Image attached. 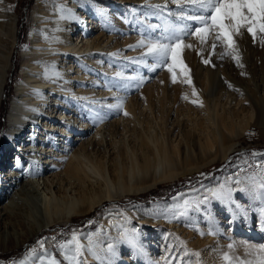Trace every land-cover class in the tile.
Masks as SVG:
<instances>
[{"label":"rangeland","instance_id":"1","mask_svg":"<svg viewBox=\"0 0 264 264\" xmlns=\"http://www.w3.org/2000/svg\"><path fill=\"white\" fill-rule=\"evenodd\" d=\"M55 1L58 0H0V16L6 17L0 20V64L9 72L0 101V170L1 160L10 162L14 158L11 153L16 151L2 133L10 124L8 114L21 86L22 74L28 71L22 69L30 58L29 45L40 18L36 15L40 5H53ZM59 1L64 8L69 6L70 0ZM145 2L103 0L99 3L101 7L96 8L79 1L80 8L76 10L79 20L71 37L81 33L83 23L85 28L84 18L92 17L96 23L92 37H98L97 42L105 44L107 50L93 53L91 60L99 67L89 66L84 75L90 81L83 80L79 85L84 94L94 97L97 103L91 108L94 113L78 105L73 107L76 113L73 109H67V113L77 116L80 126L82 122L90 126L83 134L84 140L91 138L97 128L106 136L115 130L110 122L122 112L101 106L115 103L113 97H121L133 116H127L131 120L127 124L129 137L123 143L125 130L120 126L110 139H95L91 148L86 140L83 144L73 140L76 149L83 148L89 154L80 168L89 173L92 181H97V199L75 202L69 208L71 214H67L69 205L64 206V195L68 191L63 189L66 186H55L51 191L57 196L61 210L48 214L43 212L37 196L22 195L24 201L0 221V264H25L30 256L46 250L54 257L43 260V264L51 261L70 264L61 254L68 250L60 245L69 241L73 233L80 237L81 243L89 244L82 257L84 264H165L166 259L170 264H180L174 258H189L185 246L200 253L199 258L191 257L193 264H226L224 253L252 260L256 248L264 245V199L241 191L249 186V177L258 175V170L249 169L245 161L264 158L260 155L264 154V45L254 43L247 33L236 37L239 63L243 65L240 67L230 56L221 58L222 47L213 51L211 41L202 46L193 37L187 42L195 47L182 53L192 84L180 83L179 73L178 82L173 84L166 69L148 73L132 63L144 49L130 47L141 36L135 22L125 23L124 18L133 20L129 14L133 8L146 13L148 9L141 7ZM147 2L163 4L165 0ZM169 8L175 5L169 4ZM12 31L17 33L15 46L5 34ZM45 66H53L49 67L51 74L66 69L56 62ZM78 67L82 69L80 64ZM117 72L125 76L142 74L145 79L138 87L137 81H132L128 88L116 89L112 85L121 83L114 79ZM66 73L62 72V76ZM108 93L114 94L106 97ZM185 95L187 99L182 98ZM51 99L46 101L52 104ZM28 115L24 117L27 119ZM29 125L20 133L23 138L31 131ZM76 134L72 132L73 139ZM65 140L71 143L72 138ZM60 145L59 150H64V143ZM253 153L257 155L253 157ZM167 159L168 162L164 161ZM145 163L150 167L148 171ZM137 164L139 169L135 167ZM91 167L96 171H91ZM241 168L246 171L241 172ZM96 172L107 177L108 187ZM237 179L240 183H235ZM74 188L80 191L78 186ZM221 189L232 190L230 202L213 196V192ZM7 196L5 192L4 197ZM38 228L41 229L35 234ZM124 232L135 233L137 248L122 241ZM41 240L45 241L43 249L38 244ZM108 243L112 251L105 247L104 254L100 253V246ZM229 244L234 247L229 249ZM93 252L100 259L90 260Z\"/></svg>","mask_w":264,"mask_h":264},{"label":"bare ground","instance_id":"2","mask_svg":"<svg viewBox=\"0 0 264 264\" xmlns=\"http://www.w3.org/2000/svg\"><path fill=\"white\" fill-rule=\"evenodd\" d=\"M79 1L88 2L96 8H100L99 3L103 2V0H95V2L93 0H70L69 6L64 8L62 2L58 0L53 5H40L39 13L36 15L40 18L38 19L37 30L30 41V58L27 66L22 69L28 71H24L22 74L21 86L17 96L12 101L8 114L10 124L6 126L5 131L2 133V137L6 142H12L15 145L16 151L11 153L14 158L10 159V162L1 160L3 165L2 170H0V201L4 200V202L0 204V221H4L7 215L13 213L18 208V204L24 201L25 198L22 195L26 196L27 194L37 196L43 212L48 214L59 212L61 206L57 196L51 191V188L55 186L59 188L66 186L63 189L68 191L64 195L66 197L64 198V206L69 205L67 214H71L69 208L75 202L90 197L97 199L98 197L95 189L98 184L97 181H92L89 173L82 167L80 168L87 160L86 155L89 154L82 151L83 148L78 150L73 145L75 143L73 140H78L79 144L86 140L83 138L90 130V126L83 122L80 126L77 116H70L67 109H73L75 105H78L82 106L85 111L94 113L91 109L97 106V103L93 101L94 97L84 94L79 85L82 84L83 80L85 82L90 81L84 75L89 66L99 67L96 62L91 60L93 53L107 50V48H105V44L98 43V37L94 39L92 37L91 32L96 28L95 20L92 17L84 18L86 21L85 28L82 22L81 33L77 37H71V33L76 29L75 22L79 20V13L76 11L80 8ZM1 19H6V17L2 14ZM15 22L12 23L14 26ZM0 33H2L1 30ZM5 34L10 37L12 45L15 46L17 33L12 31ZM48 62L60 63L61 68L66 69H61L56 74H51L48 70L49 78L46 79L45 64ZM78 64L81 65L82 69L78 67ZM103 71L108 72L105 69ZM62 72L67 73L62 76ZM8 73L5 66L0 64V101ZM55 75L56 78H54ZM107 75L111 76L112 74L107 73ZM61 76L62 78H59ZM110 94L113 95L114 93ZM110 94L108 93L106 97H109ZM49 97H52V104L46 101ZM101 107L108 109L107 106ZM123 111L128 113L127 116L133 118L128 106L125 104ZM72 112L76 113L75 108ZM56 113H58L57 116H55ZM25 114H29L27 119L24 117ZM121 116L115 117L110 124L111 129L115 127V130L122 126L125 130L122 140L125 143V140H128L129 137V134L127 135V124H130L131 120L123 113ZM21 119H26V121L21 122ZM19 124L23 125L20 126ZM25 125L31 126V131L26 133V138H23V134L20 135V133L26 128ZM104 128L106 126L102 127V129ZM115 130L113 133L112 131L108 133L105 130L107 134L103 136L101 130L97 128L92 137L86 140L88 141L86 143L91 148L95 139L98 140L99 137L108 140L113 134H116L117 130ZM72 132L77 133L74 135L75 139L71 135ZM69 137L72 138L71 143L65 140ZM115 137L112 139H116ZM10 139L11 141H9ZM60 143H64V150H59ZM56 160L58 161L56 162ZM18 161L19 163H17ZM164 161L168 162V159ZM135 167L139 169L138 164ZM144 168L145 171L149 170L148 163H145ZM90 170L96 171L94 167H91ZM96 175L104 182V186L108 187L107 177L104 178L103 175H100V177L97 172ZM75 186H78L80 191L72 190L75 189ZM5 192L8 193L6 198L4 197ZM40 229L38 228L34 233L36 234ZM84 245L89 247L86 241H84ZM109 245L108 243L106 246H100L99 249L102 250L100 253L104 254L105 247L109 249ZM60 250L61 248L58 251ZM61 254L65 258L66 254ZM52 257H54V254L50 250H46L41 254L30 256L25 264H40L41 260H50ZM91 258L93 259L95 256H89L90 260H92Z\"/></svg>","mask_w":264,"mask_h":264},{"label":"snow or ice","instance_id":"3","mask_svg":"<svg viewBox=\"0 0 264 264\" xmlns=\"http://www.w3.org/2000/svg\"><path fill=\"white\" fill-rule=\"evenodd\" d=\"M169 4L175 5V8H169ZM141 7L147 8L148 11L141 13L133 8L129 13L133 16V20H128L127 17L124 18L125 23L132 24L135 22L137 25L136 31L141 36L137 44L130 47L144 49L140 57L134 59L132 63L148 73L156 72L158 69H166L173 84L178 82V73L182 76L180 83L192 84L189 75L190 69L182 59V53L185 49L195 47L194 44L187 42L193 37L202 46L211 41L213 51L218 47H222L224 51L221 53V58L230 56L240 67H243V65L239 63L236 37L247 33L252 37L254 43L259 42L264 45V0H165L163 4H149L146 0ZM101 15H103V12H101ZM203 62L208 64L209 60ZM49 67L53 66H45L46 79L49 78ZM114 79H119L121 83L112 85L113 88L126 89L132 81H137L138 87L139 82H142L145 77L142 74L125 76L122 72H117ZM109 90H112V88H109ZM195 94L194 90L193 95ZM182 98L187 99L188 97L185 95ZM113 99L115 103H109L107 105L108 109L115 113L122 112L123 115L127 116L128 113L123 111L124 99L118 96L113 97ZM192 102L197 103L195 100ZM200 106H203L202 102ZM252 155L255 157L257 154L253 153ZM260 155L264 157V154ZM245 163L249 169H257L258 175L253 174L249 177V186L241 189V191L252 194L254 198L259 196L264 199V158L255 159L251 163L246 160ZM240 171L244 172L246 169L241 168ZM235 183H240L239 179ZM213 196L217 200L230 202L232 200V190L221 189L213 192ZM121 239L133 248H137L134 232L122 233ZM44 243L43 240L38 241L42 249ZM181 243L183 244V241ZM60 247L68 250L65 258L70 261V264H84L82 257L86 246L80 242V237L76 233H73L71 239L60 245ZM233 247L232 244L228 245L229 249ZM109 251H112L111 245H109ZM185 252L189 254L187 260L180 257L174 259L179 260L180 264H193L191 257H200L199 252H191V250L186 249V246ZM92 255L96 259H100L94 252ZM247 255L246 252L245 256ZM223 260L226 264H264V245L256 248V256L252 260L231 256L228 253H224ZM40 264H43L42 260ZM50 264H57V262L51 261ZM165 264H170V260L166 259Z\"/></svg>","mask_w":264,"mask_h":264},{"label":"trees","instance_id":"4","mask_svg":"<svg viewBox=\"0 0 264 264\" xmlns=\"http://www.w3.org/2000/svg\"><path fill=\"white\" fill-rule=\"evenodd\" d=\"M57 257V256H56ZM20 258V257H19Z\"/></svg>","mask_w":264,"mask_h":264}]
</instances>
